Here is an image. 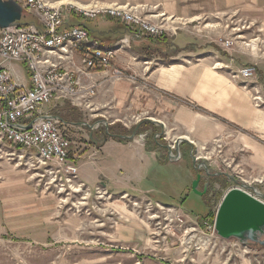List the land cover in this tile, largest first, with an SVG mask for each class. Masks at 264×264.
<instances>
[{"label":"crops","instance_id":"1","mask_svg":"<svg viewBox=\"0 0 264 264\" xmlns=\"http://www.w3.org/2000/svg\"><path fill=\"white\" fill-rule=\"evenodd\" d=\"M48 2L63 11L65 21L60 28L61 31L81 25L90 33L89 42L84 44L85 48L73 55V60L66 57L62 60L55 58L62 66L83 68L82 55L93 42L106 49H116L108 69H97L89 78L82 75L83 82L95 84L97 92L95 97L90 99L89 106L76 107L77 112L84 115V119L71 122L80 129L84 121L93 126L85 127L95 130L90 132V140L82 143L85 146L84 150L83 146L79 148L76 143L71 152L72 157L77 156L79 167L77 181L80 184L98 187L101 180L109 179L110 194L121 196L125 192L118 191L124 186L122 179L125 174L130 173L132 178L141 182L150 178L159 164L173 162L165 146L161 148L147 146L145 139L138 135L131 137L121 134L120 137L129 139L123 142L116 140L114 134H109L108 137L104 135V132L108 133L110 126L114 129L120 127L118 130L122 131L125 128L128 132L132 128L128 124L133 123L135 116L144 119L151 116L161 120L167 131L186 139L180 145L183 144L184 151L192 152L196 146L204 148L217 141L218 146H223L224 152H229L230 157L239 164H248L258 172L264 171V106H258L256 101V96L264 100V61L259 59L256 63L257 75L241 77L239 70L247 66L252 58L241 52L243 49L240 44L234 47V51L232 49L228 51L214 42L218 37H224V33L228 31L226 28L230 27L235 30L233 35L237 34L239 38L264 36V0H48ZM91 2L139 6L143 7L144 12L154 21L171 17L179 23L182 21L186 23L180 25L178 30L170 35L162 37L140 35L135 25L121 19L109 16L85 19L78 14L76 6ZM33 20L38 23L36 17L29 21ZM211 26L217 28L211 34L213 38L207 31ZM224 26L225 29L222 28ZM197 30L201 32L200 36ZM203 34L212 38L211 41L201 39ZM124 38L129 42L120 48V40ZM255 47V44L250 47L252 52H256ZM19 66L24 68L26 76L22 74L20 69L22 67ZM11 67L26 83L29 82V74L24 64L12 63ZM116 69H123L127 77H116L114 74ZM132 76L134 78H131ZM62 103L63 101H60L59 104ZM44 110L43 112L50 111ZM92 132H95V135ZM81 138L83 137L81 136L79 140ZM228 145L231 147L227 148ZM22 151L7 141H0V157L3 154L11 156ZM181 153L182 159L184 155L182 150ZM41 169L45 175L44 168ZM27 170L0 161V239L17 236L34 241L33 239L36 240L34 236L38 235L41 240L37 242L47 243V240H42L50 238V233L44 235L46 229L49 230L50 227L43 217L47 211L43 202L49 204L51 192L42 188L41 196H38L33 171L29 173L31 171ZM204 172L209 176L215 174L229 178L223 174L225 171ZM196 175L197 172L194 171L190 179L193 180ZM204 178L206 177L199 182V191L207 193V181H204ZM100 187L105 188L103 185ZM44 196L47 198L42 199ZM115 206L129 214L124 216L125 221L119 224H112L109 221V227H113V231L109 230V242L116 243L115 246L122 251L134 250V253L129 252L135 254L138 252L137 248L151 243V237L148 235L151 234L149 221L145 220L144 216L132 214L126 205ZM167 207L169 206L162 205L156 208L151 206L153 209L151 211L153 214L155 210L165 214L162 211L168 212ZM217 209L213 208L211 211L217 212ZM209 213L206 217H193L188 214L195 218L188 232H193V227L198 228L203 226L206 220H211ZM217 239L227 241L220 236L215 238ZM172 241L174 244L177 239L173 237ZM245 248H249L248 251L244 249V253L239 254L235 251L233 256H223L217 264H264V256L251 255L250 247L247 245ZM210 260L209 256L201 263L214 264Z\"/></svg>","mask_w":264,"mask_h":264},{"label":"rangeland","instance_id":"2","mask_svg":"<svg viewBox=\"0 0 264 264\" xmlns=\"http://www.w3.org/2000/svg\"><path fill=\"white\" fill-rule=\"evenodd\" d=\"M141 11L145 14L143 10ZM22 16L21 22L35 19L34 15L31 14ZM150 19L153 20L152 18ZM154 22L160 24L161 20ZM178 25L183 26L185 24L181 23ZM211 27L207 29L209 35L217 30V28ZM222 28L225 29L226 26ZM226 30H228L224 33L226 36L223 35L224 37L221 36L214 40L217 45L229 51L233 50L237 44H240L243 49L240 51L247 57L252 58L248 65L257 67L256 63L259 62V59L264 61V36L239 38L237 34L233 35V32H235L233 28H226ZM197 32L200 36L201 32L198 30ZM212 38L205 37L204 34L201 37V39H207L208 41H211L210 39ZM219 38H227L232 40L234 44L230 47H223L220 45L221 41L218 40ZM248 43L250 45H247ZM254 44L256 45V52H252L250 49ZM20 69L23 72L22 74L26 76L24 68ZM257 73L258 70L256 75ZM239 75L241 76L240 71ZM60 101H63L62 105L59 104ZM70 105L75 108L78 107L73 105L70 100L59 99L51 101L44 108L57 115H66L67 119L74 122L84 119V115L82 113L79 114L78 110H72L73 108ZM262 105L264 106V100L261 98L258 101V106ZM74 116L78 119L75 120ZM133 119V123L128 124L132 127H130L131 129L128 132L125 128L123 131L119 130V132L124 133V136L134 137L138 135L147 142L146 136L152 132L153 128H157L160 131L155 137L162 136L166 149L170 146L167 151L171 149L177 155V151L171 146L176 145L177 139L183 136L167 131L165 124L155 126L154 124L159 123H156L154 121L155 118L151 116H148V119L135 116ZM71 122H68L71 141L73 145L77 143L79 148H81L80 146H83L82 143L90 140V132L95 130L91 129L93 128L92 125H84L83 123L88 124L84 121L80 129L75 125L71 126ZM144 122H148L147 125L144 124V128L147 131L137 134L138 127ZM133 124L135 125L133 126ZM124 125L127 126L126 123ZM85 126L91 127L90 130ZM118 128L120 129V127ZM131 130H133L132 134H130ZM92 133L95 135V132ZM108 133L104 132V135ZM81 136L83 138L79 140ZM182 146L179 148V151L181 152L182 150L184 153L182 159H172V163L166 161L159 164L156 171L147 180L144 179L140 182L132 178L130 173L125 174L122 179L124 186L120 189L121 191H118L119 193L125 192L121 196L110 194L109 179L99 182L100 186L103 185L105 188L99 185L98 187H94V185H92L93 187H87L85 184L80 185L79 181L75 180L73 187L67 186L66 189L61 190L60 181L54 179L53 175H44V172L42 173L41 171L42 169L29 168L25 164L26 158L20 160L19 155L24 151L13 153L11 156L3 154L0 157L1 163L7 162L24 170L27 168V171H31L29 173L33 171L38 196H41L42 192H40V189L42 188L44 191L51 192L49 204L46 205V202H43L47 208L43 217L50 227L49 230L46 229L44 235L47 236L50 233V240L46 237L42 240H47V243L37 242L41 240L38 235L34 236L36 238V240L33 239L34 241L17 236L8 239L2 238L0 239V264H139V262L140 264H204L201 261L204 258H209V256L211 257L210 261L217 264L223 256L234 255L235 251L239 252V254L244 253V249L248 251L249 248H245L247 245L237 241L235 238L227 239V241L221 239V242L217 239L209 245L199 240L195 244L197 238L190 237L189 228L192 227L190 225L193 223L192 220L195 219L193 217H206L213 208H218L216 205L220 204L219 202L222 201L228 190L235 186H240V184L251 185L257 187V190L263 193L264 171L258 172L248 164H239V162L230 157L229 152H224L223 146H218L217 141L204 148L196 146L192 149V152L184 151ZM230 147V145L227 146V148ZM17 148L19 149V147ZM84 149L85 146H83ZM192 154L197 157L195 164ZM202 163L207 165L209 168L208 172L225 171L228 173L229 178H225L224 181L220 182L218 178L213 179L216 182L212 187L213 194H200L193 189V183L196 178H193V180L190 178L193 177L191 174L194 175V171L197 174L202 173L203 176L201 177H206L203 180L208 181L207 177L209 175L204 172L205 168L201 165ZM232 177L237 180V183L232 181ZM112 179L116 180V178ZM113 192L116 191L113 190ZM45 198L47 197L44 196L42 199ZM117 204L126 205L132 214L144 216L145 220L149 221L148 226L151 229V234L149 233L148 235L151 237V243L137 248L138 252L135 254L129 252L134 253V250L122 251L115 246L116 243L109 242V230L113 231V227H109V221L112 224H119L123 220L125 221L126 218L124 216L129 214V212L118 210L115 206ZM150 204L155 208L158 204L167 205L169 208L174 206L178 208L177 210H180L185 221L183 223L178 221L179 223H177V220L172 219L171 215L173 214L171 212L162 211L165 214H160L161 211L158 213L155 210V214H153ZM186 230L187 232H185ZM175 232L177 233L173 234ZM171 237H175L177 243L173 244ZM248 246L250 247L251 255L264 256V247L257 244H249ZM218 256L221 257L218 258Z\"/></svg>","mask_w":264,"mask_h":264},{"label":"built area","instance_id":"3","mask_svg":"<svg viewBox=\"0 0 264 264\" xmlns=\"http://www.w3.org/2000/svg\"><path fill=\"white\" fill-rule=\"evenodd\" d=\"M14 1L22 6L23 15H34L38 23L27 21L35 22L36 30L25 32L11 31V26L0 27V141H7L26 152L27 155H19L20 160L26 158L25 164L29 168H44L45 174L53 175L54 179L59 180L60 189L64 190L67 186L71 188L78 178L77 156L71 155L73 142L69 134V124L54 113L43 112L44 107L51 101L59 99L70 100L78 107L89 106L90 99L96 95V85L84 83L82 75L89 78L97 69H108L115 54L102 55L87 50L81 58L83 68L71 66L65 68L60 62L55 61V58L62 60L66 57L73 60V55L82 50L75 45L67 44V35L90 39L89 30L84 26L75 25L61 31L60 28L65 21L63 11L58 6L47 5V0ZM76 10L85 19H97L101 16L121 19L135 25L140 35L147 34L153 37L173 34L180 27L178 24L186 23L185 21L179 23L175 19L168 21V17H165L160 19L161 22L158 24L151 20L148 14H143L141 11L143 7L139 6H130V12H120L121 9H113L100 2H91L90 8ZM218 40L223 47L234 44L227 38ZM120 42L128 44L129 41L124 38ZM51 45H58V53H50ZM12 63L26 66L29 74L28 83L11 67ZM239 71L244 78L252 77L257 72L254 65L244 66ZM114 74L119 78L127 77L123 69H116ZM256 98L257 102L261 99L258 96ZM171 148H175V145ZM181 157L180 151L177 155L173 152L169 155L171 160H180ZM159 206L162 207V204H158ZM166 210L173 214L171 217L177 220V223L185 221L175 207H167ZM215 228L214 219L206 220L203 226L193 227V232L189 235L197 238L195 244L202 240L204 244L209 245L211 242L214 243L218 236Z\"/></svg>","mask_w":264,"mask_h":264},{"label":"water","instance_id":"4","mask_svg":"<svg viewBox=\"0 0 264 264\" xmlns=\"http://www.w3.org/2000/svg\"><path fill=\"white\" fill-rule=\"evenodd\" d=\"M22 15L23 8L19 3L14 0H0V27L20 22ZM156 123L163 125L159 120ZM185 140L183 137L177 139L175 145L177 152H179L181 141ZM168 151L169 155H172V150ZM192 157L195 164L197 157L193 154ZM201 165L205 171H209L205 163ZM223 174L228 176L227 173ZM200 180L201 174L199 173L193 183V189L204 194L198 189ZM232 181L237 183L233 177ZM218 206L214 219L218 236L224 239L235 238L245 245L257 244L264 247V194L257 190V187L246 184L235 186L228 190Z\"/></svg>","mask_w":264,"mask_h":264},{"label":"bare ground","instance_id":"5","mask_svg":"<svg viewBox=\"0 0 264 264\" xmlns=\"http://www.w3.org/2000/svg\"><path fill=\"white\" fill-rule=\"evenodd\" d=\"M47 5H53L50 2H48L47 0ZM109 7H113V9H121L120 12H130V5H120L119 4H113V5H106ZM77 8H90V3L86 4V5H81V6H77ZM168 21H171L172 18L168 17L167 18ZM170 24H173V22H169ZM26 30H36L35 29V23H17L14 25H11V31H15V32H25ZM90 39H83L81 36H77V35H67V44H72L77 46V48H85L83 47L85 43L89 42ZM127 43L121 42L119 44V47L122 48L124 45H126ZM245 45V44H244ZM249 45V44H247ZM90 52H93L95 54H102V55H112L115 54V49H106L103 48L101 46H99V44L97 42H93V44L90 46V48L87 49ZM50 53H58V45H51L50 46ZM260 97V96H258ZM154 121H158L156 119H154ZM160 125V124H159ZM79 190V189H77Z\"/></svg>","mask_w":264,"mask_h":264},{"label":"trees","instance_id":"6","mask_svg":"<svg viewBox=\"0 0 264 264\" xmlns=\"http://www.w3.org/2000/svg\"><path fill=\"white\" fill-rule=\"evenodd\" d=\"M28 23H35V22H28ZM71 106V105H70ZM73 109L72 110H76L77 111V109L74 107V106H71ZM75 113V112H74ZM76 114V113H75ZM59 116L62 118V120L63 121H65V122H67V124H68V122L70 121H73V120H69V119H67V117H66V115H60L59 114ZM75 118V120L76 119H78L76 116H74ZM74 122V121H73ZM144 124L145 125H147L148 124V122H144V123H142L139 127H138V130H137V134H141V133H145L147 130H146V128H144ZM160 130L159 129H157V128H153V130H152V132H150L147 136H146V139H147V146L149 145H151V146H153V147H155V148H161L162 146H164L165 144V142L163 141V137L162 136H159V137H155V135L156 134H158V132H159ZM131 133L130 134H132V132H133V130H131L130 131ZM119 132V130L118 129H114V128H112L111 126H110V128H109V133L108 134H106V136L108 137L109 136V134L111 135V134H114L115 136H114V138L116 139V140H119V141H128L129 139H124L123 137H120L119 135H121V134H124V133H120ZM150 146V147H151ZM208 216V215H207ZM209 216L212 218V220L213 219H215V216H216V212L214 211H211L210 213H209Z\"/></svg>","mask_w":264,"mask_h":264},{"label":"flooded vegetation","instance_id":"7","mask_svg":"<svg viewBox=\"0 0 264 264\" xmlns=\"http://www.w3.org/2000/svg\"><path fill=\"white\" fill-rule=\"evenodd\" d=\"M214 178H218V180H219L220 182L225 180V178L221 177V175L218 176V175L213 174L212 176H209V177H208V181H207V183H206V190H207V193H208V194H213L212 191H211V188H212V185H213L214 183H216V182L213 180ZM206 190H205V191H206Z\"/></svg>","mask_w":264,"mask_h":264}]
</instances>
